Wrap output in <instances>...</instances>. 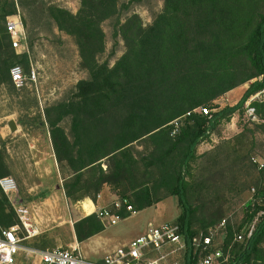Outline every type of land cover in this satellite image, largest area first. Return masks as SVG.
Instances as JSON below:
<instances>
[{
  "label": "trees",
  "instance_id": "obj_1",
  "mask_svg": "<svg viewBox=\"0 0 264 264\" xmlns=\"http://www.w3.org/2000/svg\"><path fill=\"white\" fill-rule=\"evenodd\" d=\"M18 1L74 39L87 73L44 109L66 197L96 203L109 187L118 198L108 211L121 219L177 197L182 212L172 223L180 226L188 247L173 260L196 264L207 252L190 241L203 240L225 222L213 246L229 253L225 264H264V163L255 160L264 123L245 124L239 135L202 153L198 149L223 120L245 115V101L264 87V0H163L149 23L131 12L133 0H80L77 12L52 0ZM17 11L16 0H0V88L13 90L11 68L21 65L30 72L31 62L27 52H16L7 29V17ZM106 21L114 44L104 59ZM23 22L28 27L26 17ZM121 41L124 51L117 57ZM33 46L28 35V47ZM247 83L237 104L211 116L201 112ZM254 105L264 119V102ZM8 159L0 136V179L13 175ZM252 189L242 219L233 221L232 204ZM20 223L0 187V229ZM74 228L82 242L106 226L94 212ZM23 245L54 249L46 237Z\"/></svg>",
  "mask_w": 264,
  "mask_h": 264
},
{
  "label": "rangeland",
  "instance_id": "obj_2",
  "mask_svg": "<svg viewBox=\"0 0 264 264\" xmlns=\"http://www.w3.org/2000/svg\"><path fill=\"white\" fill-rule=\"evenodd\" d=\"M52 1L74 12H77L80 6V0ZM132 2L131 12L138 13L146 23L151 22L153 15L163 7V0H133ZM19 6L23 19L26 17L28 21V27L25 28L27 45L28 35L34 41L33 48L28 47L27 53L31 62L30 72L26 73H30L31 76L32 70H35L36 80L29 81L23 89H18L15 86L17 91L9 87L0 88V136L6 143L8 162L13 172L11 176L17 182L19 199L24 198V202L31 206L35 201L44 199L45 193L42 190H45L47 186L57 189L56 186L60 182L49 127L43 122L44 109L54 101L64 98L70 89L87 77V73L80 67L78 48L71 36L60 32L52 20H47L44 16L41 18L39 15L33 16L21 4ZM103 28L107 40L105 59L113 48L114 40L111 22L106 21ZM123 51L124 46L121 41L116 47V56L122 55ZM249 86L250 83H247L228 92L215 102L216 108L211 106L208 108L214 112L228 105L237 104ZM11 121L15 123L17 130H11L9 126ZM250 123L252 122L246 114L235 113L231 120H223L213 130L210 140L200 143L199 152L202 153L213 148L224 139L239 135L244 125ZM257 138L256 154L258 155L255 160L262 164L264 163V134L258 133ZM36 185L39 187L30 193V188ZM109 190L116 196L110 188ZM253 194L254 189L246 191L241 199L232 204L229 215L233 221L238 222L242 219L243 204L250 200ZM117 198L116 196L114 199H110L102 210H109L110 205ZM69 203L73 207L78 204V202L73 203L70 200ZM48 207L49 210L52 208ZM181 212L177 197H170L160 207L153 206L134 213L132 218L120 219L117 224H107V235L109 233L118 234L119 236H115L117 237L115 241L122 243L124 239L138 235L150 220L156 226L165 222L172 223ZM44 226H47L48 229L28 240L29 243H34L35 239L39 237H46L54 248H70L76 243L74 224H44ZM32 249L35 250L30 255L22 252L18 258V264H43L41 252L44 251L34 247Z\"/></svg>",
  "mask_w": 264,
  "mask_h": 264
},
{
  "label": "built area",
  "instance_id": "obj_3",
  "mask_svg": "<svg viewBox=\"0 0 264 264\" xmlns=\"http://www.w3.org/2000/svg\"><path fill=\"white\" fill-rule=\"evenodd\" d=\"M17 13L7 17V29L12 38V44L17 53L28 51L27 34L24 26L21 9L16 0ZM11 77L18 89H23L29 81L36 80V72L27 74L21 65L11 68ZM258 79H262V76ZM255 102H264V87L252 94L244 103L247 118L253 123H264L256 110ZM205 115L211 116L213 110L206 106L200 108ZM263 165V163L261 164ZM0 187L10 197L21 225H14L7 229H0V264H18L17 256L23 249V241L35 238L39 234L33 220L30 208L19 199V189L16 180L11 177H2ZM120 204L117 203V206ZM132 211V206L127 207ZM136 213V212H133ZM263 214V212L261 213ZM260 214V215H261ZM102 218H108L111 224H116L120 216L111 215L108 210L99 212ZM225 222L220 224L210 235L203 240L194 237L191 246L200 248L207 252L201 256L196 264H225L230 255L222 249H214V237L218 229L224 227ZM256 222L251 225L247 236H252ZM24 234L23 236L21 235ZM239 240L244 238L243 234L237 236ZM188 247L186 237L181 233L177 224L166 223L162 225L149 224L146 231L127 244L117 247L100 260L86 258L78 243L70 248L57 247L49 251L41 252L43 264H181L177 259Z\"/></svg>",
  "mask_w": 264,
  "mask_h": 264
},
{
  "label": "crops",
  "instance_id": "obj_4",
  "mask_svg": "<svg viewBox=\"0 0 264 264\" xmlns=\"http://www.w3.org/2000/svg\"><path fill=\"white\" fill-rule=\"evenodd\" d=\"M55 161L58 167V178L60 179L59 184L56 186L57 189L52 188V186H47L45 190H42L44 191L43 193H45L43 196L44 199L42 201H35L31 206L21 200L24 204H26L30 208L33 216L34 224L36 228L39 230V233H44L48 229L47 226H44V224H60V225L68 224V223L75 224V222L82 217L88 216L100 210L102 211V209L105 208L104 206L107 204V202H109L110 199H114L116 197L114 194H112L109 188L105 187L101 192V194L99 195L96 203L91 198L87 197L79 201L78 204L75 205L74 207L71 206L63 189V179L59 171V165L56 156H55ZM36 187H39V185H36L35 187H31L29 192L33 193L34 191H36L35 190ZM163 203L164 201L160 202L156 206L160 207ZM48 206H51L52 208H50L49 210ZM132 215L128 218H132ZM103 220L106 226L103 232L94 235L82 242H79L77 240V237L75 236L76 243L79 244L82 254L90 260L102 259L104 256L115 250L117 247L129 243L139 235L143 234L146 231L149 224L154 223L152 222V220H150L147 223L148 225L145 228H143L138 235L126 238L121 243L115 241V238H117L115 236H119L118 234L109 233V235H107L108 234L107 224H111V223L109 222L108 218H103ZM54 221L57 222L54 223ZM166 223L167 222L162 224H166ZM33 250L35 249L23 245V249L19 252L17 256V263H18V258L22 254V252L30 255L34 253Z\"/></svg>",
  "mask_w": 264,
  "mask_h": 264
},
{
  "label": "water",
  "instance_id": "obj_5",
  "mask_svg": "<svg viewBox=\"0 0 264 264\" xmlns=\"http://www.w3.org/2000/svg\"><path fill=\"white\" fill-rule=\"evenodd\" d=\"M9 126H10L12 131L17 130V127H16V125H15V123L13 121L10 122Z\"/></svg>",
  "mask_w": 264,
  "mask_h": 264
},
{
  "label": "bare ground",
  "instance_id": "obj_6",
  "mask_svg": "<svg viewBox=\"0 0 264 264\" xmlns=\"http://www.w3.org/2000/svg\"><path fill=\"white\" fill-rule=\"evenodd\" d=\"M88 208V207H87Z\"/></svg>",
  "mask_w": 264,
  "mask_h": 264
}]
</instances>
